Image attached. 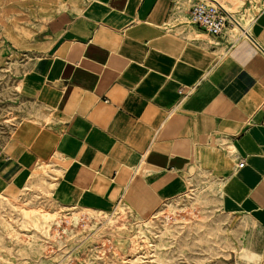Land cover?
Wrapping results in <instances>:
<instances>
[{"label": "crops", "instance_id": "1", "mask_svg": "<svg viewBox=\"0 0 264 264\" xmlns=\"http://www.w3.org/2000/svg\"><path fill=\"white\" fill-rule=\"evenodd\" d=\"M50 1L22 86L54 117L62 204L151 214L206 169L264 247V0H208L246 21L220 36L189 22L201 0Z\"/></svg>", "mask_w": 264, "mask_h": 264}, {"label": "rangeland", "instance_id": "2", "mask_svg": "<svg viewBox=\"0 0 264 264\" xmlns=\"http://www.w3.org/2000/svg\"><path fill=\"white\" fill-rule=\"evenodd\" d=\"M51 2L0 0V264H260V233L222 212L206 169L151 214L62 204L54 117L22 86ZM24 151L27 169L9 159Z\"/></svg>", "mask_w": 264, "mask_h": 264}, {"label": "built area", "instance_id": "3", "mask_svg": "<svg viewBox=\"0 0 264 264\" xmlns=\"http://www.w3.org/2000/svg\"><path fill=\"white\" fill-rule=\"evenodd\" d=\"M189 22L213 36H220L227 28L238 24L236 18L223 5L208 0L192 4L189 11ZM243 164L241 162L239 165Z\"/></svg>", "mask_w": 264, "mask_h": 264}, {"label": "bare ground", "instance_id": "4", "mask_svg": "<svg viewBox=\"0 0 264 264\" xmlns=\"http://www.w3.org/2000/svg\"><path fill=\"white\" fill-rule=\"evenodd\" d=\"M237 22H238V24L235 26L233 31L241 32L242 31V27H246V21L243 20L242 18H238ZM43 219H44V221L50 219V213L49 212L44 213Z\"/></svg>", "mask_w": 264, "mask_h": 264}]
</instances>
